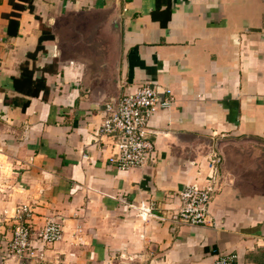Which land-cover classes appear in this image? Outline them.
Segmentation results:
<instances>
[{"label": "crops", "instance_id": "0c3cea01", "mask_svg": "<svg viewBox=\"0 0 264 264\" xmlns=\"http://www.w3.org/2000/svg\"><path fill=\"white\" fill-rule=\"evenodd\" d=\"M145 83L175 102L149 123L147 164L121 170L115 139L96 130L108 101ZM214 157L213 223H179V192L206 184ZM23 204L34 227L63 224L42 257L6 256ZM225 253L264 264V0H0V264Z\"/></svg>", "mask_w": 264, "mask_h": 264}, {"label": "built area", "instance_id": "2783aa9c", "mask_svg": "<svg viewBox=\"0 0 264 264\" xmlns=\"http://www.w3.org/2000/svg\"><path fill=\"white\" fill-rule=\"evenodd\" d=\"M175 102L171 89L161 93L149 83L141 84L119 99H112L104 106L102 125L96 130L101 135L115 139V151L109 158L110 164L125 170L147 164L155 152L149 123L159 108H169ZM214 157L213 171L206 184L187 183L179 192L180 206L176 221L190 225L213 223L210 206L221 187L218 181V163ZM138 216L147 218L155 213L152 205L140 203L136 206ZM34 207L30 204L18 206L13 219L12 236L5 249L7 257L37 258L43 255L38 244H50L63 237L62 222L48 217L45 224L33 226ZM42 257V256H41ZM237 255L221 254L210 264H234Z\"/></svg>", "mask_w": 264, "mask_h": 264}, {"label": "trees", "instance_id": "16d2710c", "mask_svg": "<svg viewBox=\"0 0 264 264\" xmlns=\"http://www.w3.org/2000/svg\"><path fill=\"white\" fill-rule=\"evenodd\" d=\"M30 8L33 9V4L32 3H30ZM51 37H48L47 35L44 34L43 37H42V40L47 39V38H51Z\"/></svg>", "mask_w": 264, "mask_h": 264}, {"label": "rangeland", "instance_id": "374dc122", "mask_svg": "<svg viewBox=\"0 0 264 264\" xmlns=\"http://www.w3.org/2000/svg\"><path fill=\"white\" fill-rule=\"evenodd\" d=\"M220 170V169H219Z\"/></svg>", "mask_w": 264, "mask_h": 264}]
</instances>
